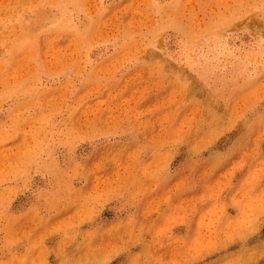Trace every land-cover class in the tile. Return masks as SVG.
<instances>
[{
    "label": "rangeland",
    "instance_id": "374dc122",
    "mask_svg": "<svg viewBox=\"0 0 264 264\" xmlns=\"http://www.w3.org/2000/svg\"><path fill=\"white\" fill-rule=\"evenodd\" d=\"M0 264H264V0H0Z\"/></svg>",
    "mask_w": 264,
    "mask_h": 264
}]
</instances>
